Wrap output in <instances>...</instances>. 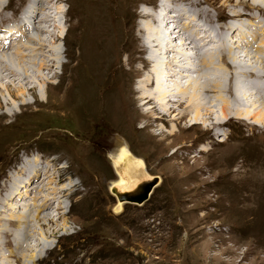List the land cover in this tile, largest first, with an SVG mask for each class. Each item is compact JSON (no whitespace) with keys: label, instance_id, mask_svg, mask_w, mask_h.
<instances>
[{"label":"rangeland","instance_id":"374dc122","mask_svg":"<svg viewBox=\"0 0 264 264\" xmlns=\"http://www.w3.org/2000/svg\"><path fill=\"white\" fill-rule=\"evenodd\" d=\"M95 1L65 0L61 4L57 3L64 10L60 15V24L56 22L60 26H48L51 33L43 38L48 45L58 38H61V42L56 43L57 51L50 53L55 59L54 67L38 73L34 71L36 79L32 84L37 86L35 95L27 93L14 99L6 90L0 93L3 101H10L8 113L0 115V216L7 213L6 219L2 220L5 223L3 227L12 229L17 223L18 226L22 225L18 228L22 229V234L15 227L13 236L19 231L17 235L22 236L23 240L31 232L27 241L30 243L29 248H32L25 251L20 260L17 252L22 253L26 243L23 248L13 249L15 254L5 257L11 255L17 258L18 264H264V111H261L263 115L257 114L264 100L254 93L255 83L261 86L259 80L264 75V51L261 49L264 47V30H260V27H264V0H116L119 11L108 17L126 21L132 29L136 24L148 21L141 18V11H155L164 3L167 11L174 12L175 19L179 17L178 7L192 6L190 12L179 11L187 18H183L180 25L177 23L182 33L180 39L172 42L181 50L179 55L182 60L177 70L194 74L193 78L188 74L193 89L197 77H204L198 80L205 83L207 76L216 79L217 75L223 74L226 78H233L229 84L231 87L234 83L243 92L254 93L251 92L249 101L234 99V94L226 93L225 100H231L234 108L240 106L243 114L230 111L224 117L220 110L224 101L220 99L219 91L205 90L204 94L201 93V99L210 107V103H213L215 112L212 120H206L207 116H204L205 123L172 128L164 125L163 119L157 118L155 123L162 127H154L153 134L147 130L140 132L142 123H137L139 130L129 127H122L120 132H114L110 127L101 129L95 125L96 113L77 112L74 108L69 111L67 106H62L66 98H63L60 90V76L65 70L70 71L69 66L80 55L78 24L81 23L84 5L92 7ZM0 2V6L9 9L15 8L16 4L22 6L27 0ZM106 2L110 4L109 7L116 3L112 0ZM109 13L108 10L103 13L105 19ZM203 14L208 16L205 18ZM0 16L10 19L5 11ZM227 19L232 24L221 22ZM185 21L189 24L184 26ZM0 22L4 23L2 20ZM229 26L238 29L237 32ZM137 30L136 34L139 33ZM222 31L227 32L228 41L222 38ZM255 33L259 36V44L258 40H254ZM245 38L251 41L249 46ZM22 40L26 43L28 38L23 37ZM183 40H188L187 44L184 45ZM9 43L12 51L17 49L16 45H20V42L11 39ZM208 43L212 47L219 45L220 51L216 48L217 51L211 54L213 51L209 49L208 53L205 50ZM196 45L200 50H195ZM229 48L232 50L227 51ZM145 53L138 52L136 56L141 73L147 74L150 64ZM225 53L229 57L228 60L224 58L223 62ZM235 55L243 57L236 65L232 63ZM123 56L125 70L128 74L133 73L130 76L137 79L133 71L135 63H130L126 55ZM195 56L202 58V66L199 65V59L194 60ZM207 61L211 67L206 66ZM214 61L215 68L212 66ZM237 66L239 71L236 70V76L234 70ZM195 69H198V73L192 72ZM118 73L116 71V75L120 76ZM226 78L224 85L227 87ZM0 83L3 85V82ZM187 84L185 81L183 87L187 88ZM192 88L189 90L193 91ZM199 90L202 92L201 88ZM183 97L176 96L179 99ZM182 108L177 109L181 111ZM173 116L165 117L173 119ZM191 116L192 113L186 118L187 122L183 120L182 124H193ZM215 117L220 122L216 126L213 124ZM169 131L173 134L169 135ZM124 147L128 148L132 157L136 156L141 166L140 172L159 176L160 181L141 205L122 203L121 208L117 209V197L110 191V186L120 178L115 163ZM35 149L42 151L40 157L46 162L34 153ZM32 153L31 159L24 158V154ZM20 166L24 167L20 169ZM25 167H31L30 175H27L30 169L26 170ZM42 170L50 174L46 175L49 177L48 186L35 190L37 193H44V198L54 188L64 189L63 195L57 189L58 196H64L62 209L58 210L57 200L51 206L40 209V215L54 218L49 227L43 220L35 218L36 213H40L36 212V207L24 215V209L27 211L29 206L22 202L25 207L11 206V203L25 199H31V203L36 201L33 188L37 187L35 183L42 180ZM5 176L8 184H5ZM70 193H74L73 197ZM11 210L15 211L14 214L9 213ZM22 217L30 223L34 222L36 228L32 224L33 231H26L24 221L16 220ZM8 219H14L13 226L7 223ZM12 233L3 230L1 234L9 240L13 239ZM42 247H46L47 251ZM9 260L2 264H14L15 259Z\"/></svg>","mask_w":264,"mask_h":264},{"label":"bare ground","instance_id":"6f19581e","mask_svg":"<svg viewBox=\"0 0 264 264\" xmlns=\"http://www.w3.org/2000/svg\"><path fill=\"white\" fill-rule=\"evenodd\" d=\"M63 1H65V0H32V1L28 0L27 6L30 7L31 9H29V11L27 12L26 15L29 18V20L19 19L18 22L15 23L14 25H12L10 29H7V31L6 30L3 31V33H7V34H6L5 42L0 44V82H3V85L0 83V93L2 92V90H6V91H8L10 96L14 99L18 98L19 95H22V94L31 93V94L35 95L37 93V86L32 84V83H34V78H35L34 77V75H35L34 71H36L38 73V71H42V70L46 71L48 69H51V67L54 65L55 59L52 57V55H50V53L52 51H54V52L57 51L56 49H58V48L56 46V43H58L61 39V38L57 37L58 40L56 42H52L51 44L48 45L46 43L47 41L45 42L46 39H44L43 37L48 35V33H51L48 26L52 25V26L59 28V26H60L59 25L60 24V21H59L60 15H61V13L64 12V10L62 11L60 9V6H58L57 3L59 2L61 4ZM106 1L107 0H96L95 4L92 7H90V5H88L87 7L84 5V7H83V12L81 14V20H80L81 23L78 24V26L80 27L79 28V35H80L81 52H80V55L76 58V62L73 65L69 66L70 71L67 72V70H65L64 73L60 76V82H59L60 90H61V93L63 95V98H66V100H64L65 101L64 105H62L64 108H65V106H67L66 109H69V111L72 108H74V110L76 109L77 112H79V111L88 112L89 111V112L96 113L97 119L95 121V125L99 126L101 129H105L106 127H110V129L113 130L114 132L115 131L118 132L119 130L122 129V127H129L132 130H139L137 127L138 126L137 123H142L143 125L141 124L142 129L140 132L143 133L144 130H147L149 134L150 133L153 134V128L154 127H156V128L162 127L159 124L155 123L157 118L163 119L162 121H163L164 125H168L172 128H173V126L181 127L182 125H184V126L188 127V126H195L196 124L201 123V122L205 123V121H204L205 117L204 116H207L206 120H212V115L215 112V110H213V103H210L211 104V107H210L205 102H203L201 99L202 98L201 93L204 94L205 90L213 89V90L219 91L218 93L220 94L219 95L220 99L221 100L223 99V101H224V102L222 101L223 102L222 105L220 104L222 106L220 110H221V113L224 115V117L228 116V113L230 111H235V113H238L239 115L243 114V111L239 109L240 106L239 107L237 106V108H236V106H235V108L232 107L231 106L232 103H230L231 100L230 101L225 100L224 96L226 93H228L229 95L234 94V97H233L234 99L239 98L240 100L243 99L244 101H249V98L252 97V96H250V94H251V92L253 93V91H250V93L247 94L246 93L247 91L243 92L242 90L238 89V87H235L233 82H232L233 85L231 87V85H229L230 80H231V76L226 78L225 75L220 74V76H218V75L216 76V79H213V77L211 79L209 76H207L206 77L207 81L205 83H203V81H199L204 77H201V78L197 77L196 78L197 80L195 81V85H194L195 88L193 89L192 88L193 85L191 83L192 81L188 80V78L190 77L188 74H190L192 78L194 77V74L193 73H187L186 72L187 70L186 71L177 70L178 63H180L182 60L181 55H179L181 50L177 44H173L172 42L176 41L182 33L181 29L180 30L178 29V27H179L178 24L180 25L183 18H185V19L187 18V17L183 16L184 13H182V12H190L192 6L190 8L178 7L176 10H178L177 12H178L179 17L175 18V19H173L171 16V14H173L174 12L172 13V12L167 11V9L165 7L166 5L164 3H163V5L160 4L159 9L156 8L157 10H155V11H153V10L152 11L147 10L145 12L141 11L139 13L142 16L141 18H143L144 20L147 19L148 21H145V23L136 24L134 29H132V27L131 28L128 27L126 21L121 22V21H119V18H117V17H116V19H110L108 17L109 15L114 16L115 13L117 11H119V7H118L119 4L117 3L116 0H112L113 2H116V3H113V5H111L109 7L110 4L107 5ZM3 5H4V3H3ZM148 8H149V6H148ZM42 9H44V10H42ZM45 9H46V11H45ZM106 10L110 11V13L106 17V19L109 18V20H106L103 16V13L106 12ZM2 11H5V8L3 6H0V14ZM134 11H136V10H134ZM179 11H182V12L179 14ZM198 11H201V10L199 9ZM41 13H42V15H41ZM243 14H244V12H243ZM203 15L205 16V18L208 16L207 14H203ZM167 16H169V17H167ZM1 17L2 16H0V21L2 20V22H9L10 21V19H4V17L3 18H1ZM256 21L258 22V20H256ZM56 22H58L59 24H56ZM221 22L225 23V24L231 23L228 21V19L225 21H221ZM184 23H185L184 26L186 24H189V22H186V21ZM1 25H2V23L0 22V28H1ZM163 26H167L165 31H162V29H161ZM136 27L138 28V30L136 29ZM229 27H230V29L234 30L235 32H237V30H238V29L233 28V26H229ZM261 29L264 30V27L263 28L260 27V30ZM32 30L37 31V33H34L35 35L33 34L32 36H29L30 35L29 33ZM136 30L139 33L136 34L135 33ZM219 31L221 32V30H219ZM225 32L226 31H222V33H223L222 38L225 37L226 38L225 41H228L229 36H227L226 35L227 32L226 33ZM262 33H263V31H262ZM238 34H239V32H238ZM249 34H251V32ZM58 36H60V32H58ZM172 36H174V37H172ZM23 37L28 38L26 43H23L24 39L21 41V39ZM45 38H47V37H45ZM10 39H11V41H15V42L17 41L18 43L20 42V45L15 46V47H17V49L15 48L16 49L15 51L11 50V47H10L11 44L9 43ZM245 39L248 41V46H249L251 41L249 42V40L247 38H245ZM254 40H258V44H259L260 39L256 33H255ZM186 41H188V40H183L182 43L185 45V44H187ZM236 41L237 40H235V42ZM200 44H201V42H200ZM236 44H237V42H236ZM251 45H253V44H251ZM216 46H217V44H216ZM262 46H263V44H262ZM218 47H220V46L219 45L217 46V50H219ZM199 48L197 46L195 50L198 51V50H200ZM245 49H247V48H245ZM261 49L263 52L264 47H262ZM10 50L12 51L11 53L9 52ZM217 50H215V51H217ZM231 50H232V48H229V50H227V51H231ZM7 51L9 53H7ZM258 51H260V50H258ZM138 52H146L145 54L148 55V57H147L148 59L147 58L146 59L148 61V64H150V66H148V68H147L148 69L147 74H144L143 72L141 73V71H142L141 68L137 66L139 59H137L136 53H138ZM152 52H153V54L151 55ZM207 52L209 53V51H207ZM210 53L214 54L215 52H210ZM232 53H234V51L231 52V55H232ZM256 53H254V54H256ZM189 54H191V53L189 52ZM249 54H250V52H249ZM123 55H126L125 57H127L128 61L130 63H131V61L133 63H135L134 67L136 66V68L133 71H134V74L137 77V79H133V77L130 76V74H133V73L130 72L128 74L127 71L125 70V68L122 64L123 63L122 58L124 57ZM170 55H172V56H170ZM237 55L232 57V63H234L235 65H236L237 61L240 62L239 60L241 58H243V57L238 58ZM193 56H194V54H193ZM196 56L193 57L194 60L197 58V59H199V62H200L201 57L199 58V56L198 57H196ZM217 56H216V58H217ZM252 56H254L253 53H252ZM260 56H261V54H260ZM228 57H227L226 53L223 54V62H225L224 58L226 60H228ZM250 57H251V55H250ZM263 57H264V54H263ZM213 59L214 58H212V61H213ZM210 60L211 59L209 57V62H210ZM147 61H145V62H147ZM67 64L64 65V68L66 67ZM170 64H171V66L168 67V65H170ZM190 64H192V63H190ZM199 65L202 66L201 62L199 63ZM203 65L205 66V64H203ZM207 65H210V67H211V64H209L208 61H207L206 66ZM221 65H219V66H221ZM212 66L213 67L215 66V61H214V64ZM241 68H243V67H241ZM208 69L211 70L212 68L211 69L208 68ZM219 69H218V71H219ZM197 70L198 69H195L192 72L198 73V72H196ZM215 70H217V69H215ZM236 70L239 71L238 66L236 67V69L234 71L236 72ZM244 70L245 69H243V71ZM251 70H253V69H251ZM116 71L119 72L118 74H121V75L117 76ZM220 71H222V70L220 69ZM204 72H206V71H204ZM211 72H213V71H211ZM263 72H264V70H263ZM50 74H53V73H50ZM127 74L129 76L128 77L129 79L126 78V76H125ZM235 74L237 76V72ZM235 74H233V77ZM240 74L241 73H239V75ZM262 74H264V73H262ZM206 75H208V74H206ZM212 75H215V74H212ZM210 76H211V74H210ZM241 76H242V74H241ZM41 77L43 78L42 75H41ZM223 77L228 79V80H226L227 81V87H226V85H224L225 78H223ZM244 77H246V76H244ZM261 77L264 79V75ZM51 78H53V77H51ZM232 80H233V78H232ZM256 80L257 79L255 77L254 81L256 82ZM185 81L188 83L187 88L183 87V83ZM261 82L264 83V80ZM47 83H48V81H47ZM235 83H237V81ZM16 84H18L19 87H18V85L16 87ZM29 84H31L30 87H28ZM26 85H28V86H26ZM51 87L52 86L49 83V88L51 89ZM224 87H226V88H224ZM255 87H256V92H254V93H257L262 98V100H264V88L257 85V83H255ZM189 88H192L193 91L189 90ZM199 88L202 89V92H200ZM211 94H213V93H211ZM181 95H184V97L180 98V99L176 98V96H181ZM216 96H218V95L216 94ZM221 100H219V101H221ZM251 100L252 99H250V101ZM262 103L263 102H261V104ZM9 106H10V101H8V102L3 101L0 97V109L2 110V111H0V115L7 114L8 113L7 107H9ZM179 107H183L181 111L177 109ZM262 109L259 110L257 112V114H261L262 113L261 111H264V105H263ZM160 110H162V111H160ZM154 113L157 115H154ZM190 113H192L191 122L193 121L194 123L188 125L186 123L187 122L186 118L190 115ZM173 114H174V116H173L174 118L172 117L173 119L165 117V116L171 117ZM76 115H78V114H76ZM261 115H263V114H261ZM237 118H239V117H237ZM215 119H216V117H215ZM183 120L186 121L185 124H182V122H184ZM213 124L216 126V125L220 124V122L216 119ZM169 133H170L169 135L173 134V132H170V131H169ZM121 143H123V142H121ZM127 149H128L127 147L122 148L120 154H118L119 155L118 161L115 164H116V169L120 175V178H119V180H117L114 183H121L125 179L126 174L129 175L128 174L129 170H131L133 168H136V170H137V168H141V166L138 165L137 159H135L136 156L132 157L131 156L132 153L130 154L129 150H127ZM130 158H132V159L130 161L126 162ZM23 167L24 166H20V169H22ZM50 168H51V166H50ZM24 169H26V170L30 169L27 175L31 174V172H30L31 167H29V168L25 167ZM42 171H44V170H42ZM43 174L44 175H42V180L39 181L38 183H39L40 188L45 189V187L48 186L47 181H49L47 179L49 177H47V176H49L50 174H47L46 170L44 171ZM19 178H21V177H19ZM54 181H56V180H54ZM34 186L38 187V185H36V183L34 184ZM72 187H74L73 184H72ZM154 188H153V190H154ZM54 189L56 191L55 190L51 191V193H48L47 194L48 196H46L44 198L42 197V196H44V193L39 194L35 191L34 198L36 199V201H33L31 203L30 202L31 199L29 201H25L26 200L25 199V200H22L20 202L11 203V206H13V205H16V207H19V205L24 206V207H25V205L27 207L29 206L27 208V211H26V209H24L25 211H23V209L21 210V212L22 211L24 212V213L22 212L24 215H26V214L28 215L31 210L35 209V207L37 208L36 212H39L41 208H43V207L46 208L47 206L49 207L54 203V200H57L59 202L58 210L62 209L61 202H62V199L64 197V196H62L64 189H60V190L58 188H54ZM57 189L59 190V193L62 194V195H59L60 197L57 194L58 193ZM74 189H75V187H74ZM153 190H152V192H153ZM66 194H69V192H66ZM73 194L74 193L71 194V197H73ZM21 202L24 203L25 205L21 204ZM121 205H122V203H121ZM121 205H117L118 206L117 208L120 209ZM13 207L15 208V206H13ZM44 211H45V209H44ZM13 212H15V211L11 210L9 213L11 214ZM41 212L42 211H40V213H36L35 218L38 220H43V223L47 227H49L51 220L53 221L54 218L47 217L46 215L42 216V215H40ZM6 217H7V213L0 216V240H1V238H3V244L7 248V250H6L7 253L0 255V261H1L0 264L4 263V261L9 260V259H15L14 264H18V262H17L18 259L20 260L21 258H23V256L25 255V251L32 249V248H29L30 243H29V241H27L28 237L31 235V232L27 233L28 237L25 236V237H23L24 239L22 240V238H21L22 237L21 236V234H22L21 230L22 229L21 230L18 229L22 225L19 224V226H18V223H17V225L15 224V227L20 232L16 231V235L13 236L12 232H13V229L15 227L12 229L9 227H3V225H5V223H3L4 221L2 222V220L6 219ZM8 218H10V217H8ZM24 219H16V220H23L26 231L27 230L33 231V228L31 226L34 222L30 223V221L28 219H26V220H24ZM12 221H14V219H11V220L8 219L7 223L9 224V222H10V225L13 226L14 223ZM34 227H35V225H34ZM3 230H6L9 233L11 232L13 239L10 238L8 240L7 239L8 237L5 238L1 234V233H3ZM18 232L21 233L20 234L21 237H19V234L17 235ZM47 233H48V231H47ZM43 235L44 234L42 233V236ZM15 238H16V241H15ZM25 243L27 245L25 246V249L23 251L21 249L22 253H20V251L17 252V255H19L18 259L12 257L11 255H10L11 258H10V256L5 257V255L15 254L16 252L13 249L17 250V249L23 248ZM42 249L47 251L46 247H42ZM33 253H34V251H33ZM34 256H35V254L32 255L33 260L35 259Z\"/></svg>","mask_w":264,"mask_h":264},{"label":"water","instance_id":"95a60500","mask_svg":"<svg viewBox=\"0 0 264 264\" xmlns=\"http://www.w3.org/2000/svg\"><path fill=\"white\" fill-rule=\"evenodd\" d=\"M140 171L139 168L137 170L133 168L128 171L129 175L126 174L121 183L111 184L110 191L116 195L118 205L121 203L141 205L149 198L153 188L159 183V176H150Z\"/></svg>","mask_w":264,"mask_h":264}]
</instances>
